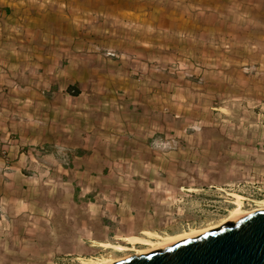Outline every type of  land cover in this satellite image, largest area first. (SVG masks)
Instances as JSON below:
<instances>
[{"label":"rangeland","instance_id":"rangeland-1","mask_svg":"<svg viewBox=\"0 0 264 264\" xmlns=\"http://www.w3.org/2000/svg\"><path fill=\"white\" fill-rule=\"evenodd\" d=\"M224 7L200 36L169 35L144 47L126 93L130 113L112 109L113 116L135 120L132 143L86 156L80 169L65 170L52 158L38 165L30 156L24 172L31 179L0 186V264L120 257L93 240L101 236L87 208L95 190H134L144 232L132 238L152 242L226 222L239 196L243 211L263 204L264 15L256 22L239 6ZM0 156L11 161L5 150ZM126 183L132 186L120 185ZM111 244L131 246L126 239Z\"/></svg>","mask_w":264,"mask_h":264},{"label":"crops","instance_id":"crops-1","mask_svg":"<svg viewBox=\"0 0 264 264\" xmlns=\"http://www.w3.org/2000/svg\"><path fill=\"white\" fill-rule=\"evenodd\" d=\"M223 4L256 22L264 15V0H0V150L11 157L0 156V186L31 179L30 156L80 169L86 156L132 143L135 120L112 109L130 113L126 93L144 47L169 35L200 36ZM95 191L87 208L101 224L98 247L141 240L132 238L144 232L135 191Z\"/></svg>","mask_w":264,"mask_h":264},{"label":"water","instance_id":"water-1","mask_svg":"<svg viewBox=\"0 0 264 264\" xmlns=\"http://www.w3.org/2000/svg\"><path fill=\"white\" fill-rule=\"evenodd\" d=\"M113 264H264V211Z\"/></svg>","mask_w":264,"mask_h":264},{"label":"bare ground","instance_id":"bare-ground-1","mask_svg":"<svg viewBox=\"0 0 264 264\" xmlns=\"http://www.w3.org/2000/svg\"><path fill=\"white\" fill-rule=\"evenodd\" d=\"M245 197L239 196L237 197V201H236V207L235 209H233L230 212V218L226 221L221 223L218 226H214V227H209V228H204L201 230H191V231H186L177 235H168V236H157V242H152V241H148L145 239H141V240H131L129 241L131 246H127V245H121V244H110V243H103L99 246L105 248V249H114L117 252H119L121 254L120 257L116 258V259H106V260H98L95 261V264H113L115 262L118 261H122L125 260L131 256H138V255H144V254H148L154 251H158L164 248H168L178 242L184 241L186 239H193L196 238L197 236L207 233L213 229L219 228L222 225H224L227 222H236L242 218H244L245 216L256 212V211H264V202L263 204L251 211H243L242 207H243V201H245L244 199ZM128 240V239H127ZM136 243H140L144 246H147V248L145 249H137L135 244Z\"/></svg>","mask_w":264,"mask_h":264}]
</instances>
